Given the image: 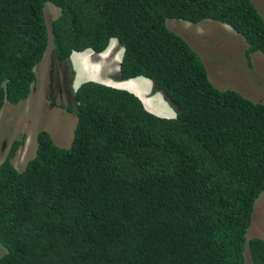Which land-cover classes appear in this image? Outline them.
<instances>
[{
	"label": "trees",
	"instance_id": "trees-1",
	"mask_svg": "<svg viewBox=\"0 0 264 264\" xmlns=\"http://www.w3.org/2000/svg\"><path fill=\"white\" fill-rule=\"evenodd\" d=\"M47 4L60 11L50 23ZM168 20L229 26L247 57L264 56L251 0H0V113L28 98L49 45L71 80L72 53L113 40V78H146L176 108L162 118L86 81L60 105L75 120L69 147L38 130L18 170L25 137L13 140L0 164V264H264V240L246 238L264 193V104L216 88Z\"/></svg>",
	"mask_w": 264,
	"mask_h": 264
},
{
	"label": "rangeland",
	"instance_id": "rangeland-1",
	"mask_svg": "<svg viewBox=\"0 0 264 264\" xmlns=\"http://www.w3.org/2000/svg\"><path fill=\"white\" fill-rule=\"evenodd\" d=\"M251 1L264 19V0ZM59 13L58 8L51 4L46 5L45 17L48 23L54 20ZM168 21L169 28L181 36L199 55L206 67L209 80L216 88L232 89L247 99L264 104L263 55L255 53L247 57L245 40L231 28L220 23L205 21L191 25L178 20ZM51 46H48L42 61L34 69L36 81L28 98L18 106L10 105L7 102L3 106L0 115V164L7 156L13 140L25 137L24 144L17 150L13 159L14 167L20 170L35 153V135L38 130L47 131L57 146L69 147L75 120L60 105H68L73 89L75 90L83 82L96 81L109 85L105 82L107 75L115 80L113 77L116 73L113 74V70L116 67H111V64L114 63L113 60L119 61L122 54L121 50L117 51L119 47L116 44L110 46L109 51L105 54L95 55L90 51L82 52L89 54L94 62L93 65L90 63L89 68H85L83 71H80L69 59V70L73 71L74 75L72 84L69 83L68 87H62L63 74L65 73L68 79L70 77L68 73L64 72L66 68L55 60ZM77 54L81 53L73 55ZM97 59L100 60L95 61ZM84 71H90L89 73L92 75L85 77L82 75ZM137 78L148 80L142 77ZM149 83L151 86L149 95H161L153 93L151 81ZM163 101L172 114L168 118H174L176 108L174 109L164 97ZM143 103H147V101L143 99ZM246 238L264 240V193H261L254 203L252 220ZM245 264H252L246 256Z\"/></svg>",
	"mask_w": 264,
	"mask_h": 264
},
{
	"label": "crops",
	"instance_id": "crops-1",
	"mask_svg": "<svg viewBox=\"0 0 264 264\" xmlns=\"http://www.w3.org/2000/svg\"><path fill=\"white\" fill-rule=\"evenodd\" d=\"M86 52V51H85ZM74 53H80V52H74ZM72 55L70 56V60L74 62L76 67L80 70L83 71L85 68H89V64L91 63L92 65L94 62L91 60L89 54L81 53L77 55ZM100 59H97L95 61H99ZM114 63L111 64V67H116L113 70V74L117 73L118 71V65L119 62L116 60H113ZM90 71H84L82 75L86 76H91L92 73H89ZM94 76V75H93ZM128 81V80H126ZM96 82V81H95ZM105 82L109 83L107 86H111L113 88H118V89H123L126 91H129L136 95L139 100L143 103V99L147 101V103H143L144 107L146 108V105H149L150 108L153 110V114H156L162 118H168L170 115V109L166 105V103L163 101V97L159 94H155L153 96L149 95L150 92V83L148 80H142V79H136L133 81H128V82H122V81H115L111 79V76L107 75L105 78ZM103 84V83H102ZM106 85V83H104ZM143 98V99H142Z\"/></svg>",
	"mask_w": 264,
	"mask_h": 264
},
{
	"label": "clouds",
	"instance_id": "clouds-1",
	"mask_svg": "<svg viewBox=\"0 0 264 264\" xmlns=\"http://www.w3.org/2000/svg\"><path fill=\"white\" fill-rule=\"evenodd\" d=\"M223 25V24H222ZM226 26V25H225ZM227 27H229V26H227ZM230 28V27H229ZM114 44H116L118 47H119V49L117 50V51H119V50H121V53L123 54V49L116 43V41L115 40H113L112 42H111V44L109 45V47L104 51V52H102V53H100V54H105L107 51H109V49H110V46H114ZM88 51V50H87ZM85 52V51H84ZM91 52V51H90ZM80 53H82V52H80ZM92 54H95V53H93V52H91ZM100 54H95V55H100ZM122 54H121V58H122ZM121 58H120V60L118 61L119 62V64H120V61H121ZM118 71H119V65H118ZM117 71V72H118ZM73 79V78H72ZM72 79L70 80V85L72 84ZM99 83V82H98ZM102 84V83H101ZM105 85V84H104ZM79 86V85H78ZM77 86V87H78ZM76 87V88H77ZM74 92V89H73V91H72V93ZM3 109V108H2ZM2 111V110H1ZM0 115H1V113H0ZM167 119H171V118H167Z\"/></svg>",
	"mask_w": 264,
	"mask_h": 264
},
{
	"label": "flooded vegetation",
	"instance_id": "flooded-vegetation-1",
	"mask_svg": "<svg viewBox=\"0 0 264 264\" xmlns=\"http://www.w3.org/2000/svg\"><path fill=\"white\" fill-rule=\"evenodd\" d=\"M65 72V71H64ZM72 79V78H71ZM70 79L67 78V76H65V73L63 74V81H62V84L63 86L62 87H68L67 86V82L69 83Z\"/></svg>",
	"mask_w": 264,
	"mask_h": 264
},
{
	"label": "bare ground",
	"instance_id": "bare-ground-1",
	"mask_svg": "<svg viewBox=\"0 0 264 264\" xmlns=\"http://www.w3.org/2000/svg\"><path fill=\"white\" fill-rule=\"evenodd\" d=\"M142 78H143V77H142ZM137 79H138V78H137ZM133 80H136V79H130V80H128V81H133ZM128 81H122V82H128ZM146 109H147L149 112L154 113L153 110L150 108L149 105H146Z\"/></svg>",
	"mask_w": 264,
	"mask_h": 264
}]
</instances>
